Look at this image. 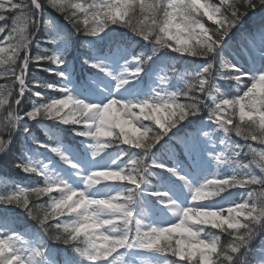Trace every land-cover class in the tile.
I'll use <instances>...</instances> for the list:
<instances>
[{"label": "snow or ice", "instance_id": "snow-or-ice-1", "mask_svg": "<svg viewBox=\"0 0 264 264\" xmlns=\"http://www.w3.org/2000/svg\"><path fill=\"white\" fill-rule=\"evenodd\" d=\"M225 5L230 10V14L223 10ZM162 6L164 8L162 15L164 19L160 28L161 30L178 29L174 32L165 31V35L174 40L176 46H179L178 51L186 54L190 53L192 56L200 58H207L206 55L196 54L195 45L202 48L206 47L209 53L216 52L244 15L257 7L264 6V0H232L231 3H229V0H220L219 6L213 3H201V0H167V3H162ZM137 8L142 14L139 21L133 19ZM47 9L59 13L75 32L83 31L85 35L95 36L101 33L109 24L116 25L123 22L125 27L130 28L135 35L144 41H147L151 32L148 26L156 24L155 17L160 14L155 11L154 2H149V0H102L100 4H92L87 8L83 4L72 3L71 0H48L47 5L42 0H5L3 4H0V35L7 31L4 39L9 42L7 49L0 48V65H7L0 71V77L5 78L7 81V83L0 85V107L7 106L5 111L8 112L4 120L0 122V152L7 149L13 132L21 122L26 120L43 118L60 120L65 125L84 124L82 131L73 129L75 134L81 137H91L93 141L94 139L105 141L106 139L102 138H109L112 132L115 131L121 141L124 140L125 136L128 139L127 142L114 144L118 147L117 158L111 160L103 168H111L117 172L123 169L121 175L125 178L117 179L115 182H124L126 187L115 195L90 198L87 192L91 186L84 183L88 173L96 170L90 168L81 177L82 190H74L64 181H57L46 176L42 187L20 188L0 195V205L15 204L17 207L24 208L28 215L37 221L40 228L46 230H49L48 222L56 220L52 228L60 234L57 239L64 246L70 247L83 261V264H118L122 261L121 250L132 249L156 251L171 255L178 258L174 259V264H216L217 256L222 255L218 240L204 241L202 244L201 241L204 238L198 235L187 250H185V241L177 240L175 246H173L170 236L166 239H157L156 237L163 236L164 233L169 231L171 233L177 231L183 233L185 231V226H182L184 222L177 224L180 219L179 216H176L177 221L171 224L170 229L169 227H157L151 224L145 226L140 217L147 215V213L142 208L137 209L136 207L142 193L153 194L149 192L144 176L143 179L138 177V170L142 167L141 162L148 167L147 172L153 167H164L163 161L152 158L151 150L154 145L158 144L172 128H178L182 125L186 118L197 115L203 105L207 104L208 101L212 102L214 98L206 96L200 88L195 91H181V88L171 92L154 90L153 95L148 99H143L138 103L132 102L135 103V108L139 109V114L133 118L127 115L125 106L115 103L119 99L109 95L106 101L100 103L82 100L87 104L96 105L94 117L88 123H85L83 119L77 122L74 118H65L63 114L68 112L71 106L81 101V99L74 98L66 88H57L55 84L41 82L29 76L30 67H35L63 79V73L57 69L64 64L66 47L59 54L53 52L50 55L33 56L30 53V46L41 24L45 28H52L47 18ZM201 10H203L204 16H207L209 20L218 25L215 31H210L198 19H195L194 23L181 22L192 21L193 17L200 14ZM77 11L84 13L83 24L85 27L83 29L80 28ZM187 12H191L192 16H186ZM126 17L127 19H125ZM179 30L183 31V35L180 34ZM58 39H61V37L56 35L47 43L54 44ZM12 41H15V43H12ZM192 41H195V43H192ZM6 51L9 54L5 58ZM134 59L137 60V67L132 75L142 71V65L146 64L151 57H146L143 60H139V57ZM84 63L101 72L105 71L101 61L85 59ZM210 70L211 66L207 63L196 73L200 80L205 81V86ZM128 72L129 70L125 67L120 73L112 77L116 89H120L126 83ZM252 79L254 80L255 76ZM30 80L31 84L29 83ZM188 87L191 89L192 85ZM33 88L59 91L62 96L60 98L44 99L39 92L33 91L32 94L40 97L41 102L33 101L32 107L25 110L22 104L24 94ZM180 97L185 98L184 103L179 102ZM255 101V112L246 111L245 116L242 117L238 110L239 121L243 122L245 118L251 120L259 116L260 105L264 102V98L258 95L255 97ZM128 104L129 101L125 102V105ZM230 107L231 105L223 111L208 112V116L210 117L209 120L216 122L215 125L225 134L226 139L231 141L226 144L222 151L217 152L212 159L217 164L227 163L233 165L234 174L228 178H208L194 185L184 176L177 174L175 162L167 171L185 190L199 187L202 183L210 180L224 181L223 186L226 190L248 188L249 182L254 181L255 183L252 184L253 190L247 191V195L242 201L246 199L248 201H258L264 199V149L258 150L249 141H257L259 144L264 145V136L254 137L249 135L245 138L242 135L243 129L240 127H236L230 132L227 131L232 128V118L227 115ZM126 116L129 118L125 119ZM140 117H143V119L141 120ZM144 121H154L161 130L157 131L151 124H146ZM122 126L124 128L123 133L120 132ZM137 128L141 131L137 132ZM24 131H27L26 127ZM233 133L235 137L242 139L244 143L238 144L232 141ZM5 135L8 137L7 139L3 138ZM203 135L207 136V133H203ZM176 140L186 152L196 151L199 147L196 137H176ZM220 143L225 144V140H221ZM121 145L129 146L135 151L129 155L128 149L119 147ZM166 147L169 151H173L172 146ZM245 149L253 155V160L249 163H241L240 161L241 154L244 153ZM51 151L63 161H67L68 158L63 156L58 148L52 147ZM113 161L115 162L113 163ZM253 165L259 169L258 174L255 172ZM18 167H21L25 173L40 174L30 162H24ZM56 183H59V188L50 190ZM73 191L77 193L75 197L71 195ZM28 192L37 195H48L47 203L37 206L39 208L37 213H34L32 208L28 206L27 196L23 200L20 199V193ZM53 192H56L57 195H51ZM157 192L162 191L156 190L155 193ZM187 194L190 193L187 192ZM85 197L88 199L86 200ZM154 197L157 202L161 199L157 196ZM166 199L175 200L178 207L200 206L195 203L181 205L178 198L171 194H168ZM90 201H103L104 203H91ZM237 203L239 202H233L232 206L224 210L227 211ZM65 215L68 216V219H59ZM190 227L194 232H198L199 229L203 228V225H191ZM217 229L221 230V227ZM229 230L235 234L239 229L230 227ZM42 234L43 237H46L45 231ZM81 237L88 244L85 249L77 246L81 241ZM104 238H108L109 243L101 247ZM13 239H19V237L0 239V264H25V257L12 249ZM234 239H238V237L234 235ZM231 248L236 249L235 255H239V249L236 245H232ZM207 249H211V251ZM31 251L34 257L42 256V252L36 248ZM225 258L227 259V257ZM144 264H151V262L145 261Z\"/></svg>", "mask_w": 264, "mask_h": 264}, {"label": "rangeland", "instance_id": "rangeland-1", "mask_svg": "<svg viewBox=\"0 0 264 264\" xmlns=\"http://www.w3.org/2000/svg\"><path fill=\"white\" fill-rule=\"evenodd\" d=\"M220 1V0H219ZM201 3H210V0H201ZM257 9V8H256ZM255 9V10H256ZM255 10L250 11L249 13H253ZM201 13H203V10H201ZM207 17V16H206ZM219 19V17H217ZM212 21V20H210ZM214 22V21H212ZM253 25L256 28L255 33L251 36L249 33H245L242 36V40L240 42L239 46L247 47V44L250 47L255 48L258 45L259 40L262 38L264 40V11L256 13L253 18ZM175 30L173 29V32ZM251 41H254V44L251 43ZM192 43H195V41H192ZM34 44V41L32 42V45ZM60 45V47L56 48V52L60 53L62 50L66 47V42L61 40H56L54 43V46ZM4 46V39L0 40V48H3ZM223 49L227 50V48L232 49L231 53L233 54V57H236V50H234L232 47V44H229L227 42L222 43ZM219 52V50L216 52ZM8 53V52H7ZM220 53V52H219ZM9 54V53H8ZM7 54V55H8ZM6 55V57H7ZM180 56L186 55V54H179ZM101 61L104 65L105 71L101 72L98 69L92 68L89 64L88 67L92 68L96 72H98L93 79H95V83L92 84L93 79L91 77L86 76L83 80L86 85H83L80 82H75L74 78V67L71 63V61H67V65L65 68V71L67 70V73L65 75V79L62 82V88H66L68 93L73 95L74 98L81 99L87 101H93L96 103H100L101 101H106L107 97L111 95L113 98L119 99L121 101L127 102L131 100L132 102H136L138 100L148 99L153 95L154 90H160V91H176L178 88H181L183 85L182 80L180 77L182 75H185L187 73H196L199 72L200 69L208 63V61L204 62H196L193 64L191 69H187L184 66H180L179 68H175L174 64L172 65L175 69V74L170 75L168 79H165V82H160L159 77L164 76V73L161 72V67H156L155 69H151L148 74L152 76L153 78H157L158 80L155 83H149L148 84V90L144 91L142 93H136L135 89L137 88V82L136 79L139 75V73H136L135 75H132L134 72L136 66L132 62H128V65L126 68L129 70L126 83L120 88L116 89L114 87V80L112 79L113 76L120 73L122 71V67L117 63L116 61H111V58L103 57V56H94L90 59V61ZM219 58H218V66H219ZM263 60H264V51H263ZM240 67L242 66V63H239ZM125 68V67H124ZM240 69V68H239ZM259 68L256 71L253 70H245V73H247V76L245 77L246 80L249 82L251 81V78L253 76H258L261 74L262 71H258ZM2 71V70H1ZM264 71V70H263ZM222 82H216L215 81V87L219 89L221 93L224 94L226 98H233L237 95H242L243 86L235 84L233 89V94L230 98V91H227V83L224 84V79L222 77H219ZM7 83L5 78L0 77V85H3ZM90 86V87H88ZM75 89V90H74ZM100 89H103V91H98ZM77 90H81L83 93L76 92ZM89 90V92L87 91ZM209 104H211L210 101H208ZM3 107H0V109ZM67 111V109H65ZM134 111L139 114V109H134ZM230 111V109L228 110ZM238 114V109H237ZM239 117V115H238ZM125 119H128L129 117H124ZM142 120L143 117H140ZM36 121V119H33ZM247 120V118H245ZM211 121V120H210ZM39 122V121H38ZM56 124L64 126L60 120L53 121ZM145 122V121H144ZM84 126V124H83ZM44 128V125H42ZM138 127V125H137ZM218 127L214 125L212 127L213 132H215V129ZM219 131H221L218 128ZM203 133H207L205 131V128L202 126L199 131L198 135L196 134H189V136L196 137L199 143V147L201 149H205L206 153V160H210L211 163H207L203 157L194 159L192 158V164L193 168L197 170V173L195 174H187L185 176L186 179H188L192 184H199L203 182L204 180L208 178L213 177H223L228 178L231 177L234 174V166L231 164L225 163V169L221 171L219 167L217 166V163L214 162L212 157L219 151H222L225 148V144L222 146L220 142H218V145H215V140H212V142H209L207 136H204ZM208 136L210 134L207 133ZM102 139H110V138H102ZM225 134L221 133L219 134L218 140H225ZM95 141L89 137L88 141L81 142L82 144V152L83 156L80 157L75 152H67L65 151L64 155L68 158L66 163L63 161L59 156H57L55 153L51 151L50 146L44 147L45 151L34 149L31 152L30 156V163L31 165L36 169V171L41 172L43 175H46L48 177L53 178L57 181H64L65 183L69 184L74 190H82L83 186L80 182L82 175H84L90 168L92 169H99L103 168L104 165L108 164L111 160L117 158V153L109 151L108 148H106L103 152L100 153L99 156L96 158L91 157L90 155V144H94ZM252 143H255L254 147L259 149H264V145L259 144L257 141H254ZM44 146V145H43ZM213 147V149H212ZM60 150V152L63 151L64 146L56 147ZM184 150V148H183ZM210 150H213L211 152ZM189 152H186L184 150V154L188 156ZM153 159H156L158 161H163L165 166L159 168L160 170H164L166 167L173 165H168V162H176L175 158V152L170 151L168 156L163 159L161 155L157 154ZM200 160V161H199ZM72 165H75V169L79 171H73ZM176 165V164H175ZM69 167V168H68ZM74 169V170H75ZM192 170V169H191ZM191 170H187V168L184 165H176V171L177 174H183L186 172H189ZM259 169L255 170V172L258 174ZM181 176V175H180ZM169 179H166L161 184H159L156 188V190H160L162 192H166V189H171L173 186L181 187V185L175 181V183H169L170 180H173L174 177L171 176V174L168 176ZM166 186V187H165ZM126 187L124 182H103L99 185L93 186L89 189L87 192V195L90 198H101L106 195H115L117 192H121ZM22 188H25L23 186ZM148 190L150 193H152V188L148 186ZM182 196L184 200H179L181 205H186L188 203V194L187 191L182 187ZM23 193H20L19 195H22ZM247 195V192H244L243 190L236 191L227 197L221 199L220 201H202L198 202L200 206H205L210 209H225L229 206H232L233 202H241L243 198H245ZM151 196L152 194H143L141 195L140 201L137 203L136 207L137 209H143L147 215L140 217L143 221V224L146 226L148 224H151L153 226L161 227H169L172 223L177 221V217L172 216L170 213L163 210V207L160 203L157 201L151 202ZM174 197L178 198V195H175ZM155 210H158L159 212L154 215ZM155 216V218H154ZM205 226L210 225H203V228ZM10 230V226L8 223H3L2 218H0V232H6ZM28 231L20 232L17 234H3L0 239H5L8 237H19V239H13L12 241V249L16 250L20 255L25 257V264H43V258L40 257H34L32 254V249L37 248L36 244L32 240H28L26 238V234ZM173 237H176V241L180 239V232H174L172 233ZM201 238H205L203 233H201ZM33 239V238H32ZM39 250V249H38ZM121 257L122 261L118 262V264H144L145 261L151 262V264H162L161 260L158 257V253L156 251H141V250H121ZM40 258V259H39ZM264 260V248L262 249V256L260 258V261ZM52 264H58L56 262H53ZM64 264H83V261L80 258L72 259L70 258L67 262ZM164 264V263H163Z\"/></svg>", "mask_w": 264, "mask_h": 264}, {"label": "clouds", "instance_id": "clouds-1", "mask_svg": "<svg viewBox=\"0 0 264 264\" xmlns=\"http://www.w3.org/2000/svg\"><path fill=\"white\" fill-rule=\"evenodd\" d=\"M5 0H0V4H3ZM155 11L159 13H163L164 8L162 6L161 0H154ZM186 16L191 17L192 13L187 12ZM142 17L140 12L136 13L133 17L134 20L139 21ZM157 23L153 25H149L151 32L147 38V42L150 43L151 48L153 50V54L161 50H171L178 54H186L182 51H178V47L175 45V41L169 39L165 35V31H178V29L172 28L170 30H161L160 25L163 22L164 17L161 15H157L155 17ZM182 23H194L195 17H193L192 21H181ZM180 34L183 35V31L179 30ZM215 31V29H213ZM98 35V34H97ZM196 54L198 55H206L208 58V64L211 66V70L208 72V78L205 86V81L200 80L196 73H187L182 75L180 79L182 80L183 87L181 91H195L197 88H200L204 91L206 96H211L212 99L211 105L205 104L200 109V111H204L207 109L209 113L220 110L223 111L225 108L230 107V111L235 113L237 109L240 111V115L243 117L247 112H255L256 111V101L255 97L260 96L264 98V71L261 72L260 75L255 76L251 81L245 79L247 73L241 71L238 68H235L230 62L226 59L219 60V71L213 72V68L215 65L216 58L212 55L213 53H209L206 50V47L202 48L199 45H195ZM192 55V54H188ZM161 72L164 73V76L159 77V81L162 83L165 79H168L170 75L175 74L174 68L161 69ZM216 76L222 77L224 80H230L235 82L237 85L243 86L242 95H237L231 99L226 98L223 93L219 91L215 87ZM189 85H192V88L189 89ZM141 100L136 101L135 103L140 102ZM116 104L120 106H125L127 109V115L129 117H136L137 113L134 111L135 103H132L129 100V104L125 105L124 101L116 100ZM238 106V107H237ZM96 105L87 104L84 101H79L76 104L72 105L70 110L63 114L65 118H74L77 122L83 119L85 123H88L90 119L94 117V109ZM261 111L259 116L254 117L251 120H244L243 122H236L234 116L232 118V128H229L227 131H232V129L236 127H240L243 129L242 135L247 138L249 135L254 137L264 136V102L260 105ZM191 111V109H189ZM148 118V117H145ZM210 119V117H207ZM259 121V123H257ZM215 124V121H212ZM137 132H140V129H136ZM120 132H124L123 126L120 129ZM110 139H106L105 141H100L94 139L95 143L90 146V155L93 158H96L103 152L106 148L113 146L114 144H118L120 142H127L128 137L125 136L124 140L121 141L119 135L115 131L112 132ZM115 161H113L114 163ZM68 163V161H66ZM141 169L138 170V177L143 179L144 173L148 171V167L143 165L141 162ZM75 167V165H72ZM123 169L117 172L111 168H99L94 171L88 173V175L84 179V183L87 186H96L103 182H115L117 179H124L121 175ZM224 181H215L210 180L202 183L199 187H194L191 189H186L188 193V203L189 205L196 204L199 205L198 202L210 200L221 193L226 191V188L223 186ZM255 182H249L248 188H244L247 191L253 190L252 184ZM59 188V183L53 185L50 190H57ZM73 197L77 195L75 191L71 193ZM82 195V194H81ZM154 196L160 197L158 203L163 205V210L170 213L172 216H179V220L177 224L184 222L185 231L180 233L181 241H185V250L188 249L189 245L196 239L198 235L203 233L204 240L201 241L203 244L204 241H213L218 240L221 247L220 252L222 255L217 256L216 264H247L245 259L249 248V239L251 236L255 235L259 231H264V199L258 201H241L235 204L232 208H229L227 211L224 209H210L202 206H192V207H178L175 200L166 199L168 197L167 192H157L153 193ZM87 200L88 198L85 197ZM91 203H104L103 201H90ZM255 213V215H253ZM191 225H210L211 228L217 229L221 227V231H226L228 237H231L230 240H226L223 243L220 242V235L216 233H212L205 228H201L198 232H194L190 227ZM172 225L169 226V229ZM238 228L239 230L234 234L233 231H228L229 228ZM46 232V239L53 241L54 243H61L60 240L57 239L59 233H53L49 230L41 228ZM234 235L238 237V239H234ZM171 237V241L174 239L172 233L166 232L163 236H157V239H166L167 237ZM154 242V241H153ZM177 242V241H176ZM108 238H104L101 247L108 244ZM232 245H236L239 249V255H235L236 249L231 248ZM81 249H85L88 247L87 242L84 239H81L79 245H77ZM211 251V249H207ZM227 257V259L225 258ZM253 264H264V260L254 261Z\"/></svg>", "mask_w": 264, "mask_h": 264}, {"label": "trees", "instance_id": "trees-1", "mask_svg": "<svg viewBox=\"0 0 264 264\" xmlns=\"http://www.w3.org/2000/svg\"><path fill=\"white\" fill-rule=\"evenodd\" d=\"M42 2L43 3H45V5H47V3H48V0H42ZM232 2V1H231ZM230 2V3H231ZM260 7H262V6H260ZM47 11V14L48 13H50V14H59V13H56L55 12V10H52V9H47L46 10ZM250 12V11H249ZM249 12H247L245 15H244V17L239 21V23L240 22H244L245 21V19L249 16L248 14H249ZM162 13V12H161ZM161 13H159L160 15H161ZM227 13L228 14H230L229 13V10L227 11ZM80 14V13H79ZM79 14H77V16L79 17V20H80V23H81V20H82V16L81 15H79ZM59 16H60V14H59ZM62 19H63V17L62 16H60ZM64 20V19H63ZM64 22L66 23V21L64 20ZM135 22V21H134ZM238 23V24H239ZM123 25V24H122ZM46 28L44 27V25H43V27H42V29H41V31H40V33H44V30H45ZM130 29V28H129ZM184 101H185V98H184ZM196 116V115H195ZM195 116H191V117H188V118H186L183 122H182V125H180V126H178V128H181V127H183V126H185L187 123H189L191 120H192V118H194ZM231 116H234V118H235V121L236 122H238L237 121V119H236V117H235V114L234 113H231ZM152 127L153 128H155L153 125H152ZM156 129V128H155ZM175 129L176 128H172L170 131H169V133L167 134V135H170V134H174V132H175ZM157 131H159L158 129H156ZM167 135L165 136V137H163L162 138V140L161 141H163L166 137H167ZM160 141V142H161ZM160 142H158V143H160ZM155 146V145H154ZM130 152H133V151H131L130 150ZM18 154L20 155V149L18 148ZM18 165H20V163H16L15 164V166H16V168L18 169V170H22V168L21 167H18ZM27 198H29L28 199V201H29V204H28V206L31 208L32 207V205H34V204H45V203H47V201H48V197H44L43 195H37V194H32V195H29ZM23 209V208H22ZM21 209V210H22ZM228 231H231V230H228ZM218 235H220V242L221 243H223L224 241H226V240H230L231 239V237H228V235H227V232L226 231H221V230H216L215 231ZM262 231H259V232H257L255 235H253V236H251L250 237V239H249V241H250V243L248 244V248H249V251H248V253H247V255H246V257H245V259H246V261H247V264H250L253 260H254V253H255V251H256V249H257V247H258V245L260 244V241H261V239H262ZM259 243V244H258Z\"/></svg>", "mask_w": 264, "mask_h": 264}]
</instances>
